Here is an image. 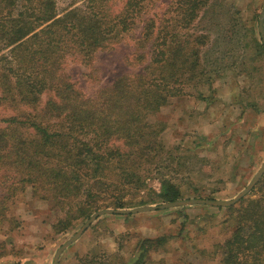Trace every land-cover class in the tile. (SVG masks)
<instances>
[{
    "label": "trees",
    "instance_id": "1",
    "mask_svg": "<svg viewBox=\"0 0 264 264\" xmlns=\"http://www.w3.org/2000/svg\"><path fill=\"white\" fill-rule=\"evenodd\" d=\"M115 1L69 0L61 10L58 0H0V111L11 113L0 116L1 201L30 188L64 213L57 232L94 210L182 199L180 176L194 158L206 163L192 148L168 146L167 125L156 117L175 98L205 100L204 91L213 89L221 72L205 52L212 38L195 28L215 0H175L164 15L156 0H122L119 10ZM140 25L136 53L126 60L137 71L86 97L66 73L69 57L90 65ZM249 32L260 60L264 45ZM245 38L229 40L243 56L226 66L241 74L250 64ZM154 180L160 192L150 186ZM255 188L256 198L226 208L231 234L213 251L219 264H264V178ZM139 241L134 264H144L169 238Z\"/></svg>",
    "mask_w": 264,
    "mask_h": 264
},
{
    "label": "rangeland",
    "instance_id": "2",
    "mask_svg": "<svg viewBox=\"0 0 264 264\" xmlns=\"http://www.w3.org/2000/svg\"><path fill=\"white\" fill-rule=\"evenodd\" d=\"M174 1L156 0L157 12L164 15ZM58 2L61 10L69 5V0ZM122 5V0H116L113 8L119 10ZM263 8L264 0H215L196 22L199 33L211 35L205 52L218 61L215 66L221 73L213 89L204 91L205 100L196 94L175 98L156 117L167 125L164 140L168 146L192 148L206 159L204 164L194 158L188 173L180 176L184 195L179 200H232L264 164V56L257 60L249 46L251 28L262 41L259 18ZM140 33L141 25L113 50L98 52L90 65L69 57L66 73L76 88L94 98L121 75L137 71L126 60L136 53ZM241 37L250 48L247 74H241L238 66L232 71L226 68L242 60L240 45L229 43ZM10 114L0 111V116ZM149 184L160 192L158 180ZM258 193L255 188L245 198H256ZM3 196L0 189V219L4 220L0 224V264H53L59 248L91 216L106 209L94 210L88 217L74 220L68 230L57 232L54 224L64 213L40 200L30 188L7 202L1 201ZM138 207L142 206L127 210ZM226 208L190 205L135 215H104L63 252L58 264H79L83 259H95V264H134L139 240L162 236L169 238L168 244L150 252L144 264H219V254L213 251L231 234L223 223Z\"/></svg>",
    "mask_w": 264,
    "mask_h": 264
},
{
    "label": "water",
    "instance_id": "3",
    "mask_svg": "<svg viewBox=\"0 0 264 264\" xmlns=\"http://www.w3.org/2000/svg\"><path fill=\"white\" fill-rule=\"evenodd\" d=\"M259 32L262 38V41L264 43V8L260 14L259 18ZM264 177V164L260 168V170L257 172L255 177L252 179V181L248 184V186L234 199L232 200H211V199H184V200H176L174 202H167L163 203L161 205L157 206H142L135 209H119V210H112V209H105L96 212L93 216L89 218V220L84 224V226L72 237L70 238L64 245H62L59 250L57 251L53 264H58L59 259L63 252L68 249L72 244H74L76 241H78L82 235L91 227V225L100 217L104 215H135L139 213H146V212H154L164 209H172V208H178V207H184V206H190V205H208V206H214V207H232L236 204H238L241 200H243L245 197H247L256 187V185L261 181V179Z\"/></svg>",
    "mask_w": 264,
    "mask_h": 264
}]
</instances>
